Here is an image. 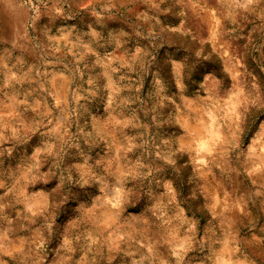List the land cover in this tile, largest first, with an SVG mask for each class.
<instances>
[{"label":"rangeland","instance_id":"374dc122","mask_svg":"<svg viewBox=\"0 0 264 264\" xmlns=\"http://www.w3.org/2000/svg\"><path fill=\"white\" fill-rule=\"evenodd\" d=\"M0 264H264V0H0Z\"/></svg>","mask_w":264,"mask_h":264}]
</instances>
